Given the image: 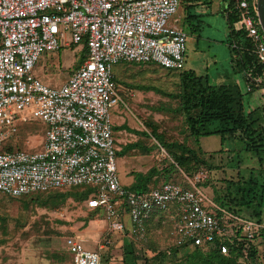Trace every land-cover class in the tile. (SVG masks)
<instances>
[{"label": "built area", "instance_id": "1", "mask_svg": "<svg viewBox=\"0 0 264 264\" xmlns=\"http://www.w3.org/2000/svg\"><path fill=\"white\" fill-rule=\"evenodd\" d=\"M257 1L230 0L264 66V33ZM183 0H0V193L19 198L73 187H95L86 208L102 209L107 230L123 232L128 215L132 239L144 237V221L154 210L177 205L176 246L218 243L221 254L237 230L252 240L260 224L219 209L202 188L166 183L147 192L124 189L115 162V137L109 111L124 105L114 83L121 63L155 64L183 71L186 35L169 23ZM83 44L87 57L58 88L34 74L42 53ZM249 91V88L246 89ZM45 124L43 149L9 150L7 143L27 120ZM162 156L165 152L160 148ZM218 211L219 218L210 210ZM106 241V240H105ZM109 244L106 241V245ZM71 264H102V256L80 241L69 240Z\"/></svg>", "mask_w": 264, "mask_h": 264}, {"label": "rangeland", "instance_id": "2", "mask_svg": "<svg viewBox=\"0 0 264 264\" xmlns=\"http://www.w3.org/2000/svg\"><path fill=\"white\" fill-rule=\"evenodd\" d=\"M229 1L189 0L178 6L169 23L186 35V70H192L196 76H208L212 84L237 82L244 94L245 83L242 76L233 71L231 62L234 57L227 44L225 3ZM75 47L69 45L42 53L34 66V76L50 88L64 85L82 61ZM112 71L125 102L109 111L116 138L115 162L120 185L128 188L132 183L127 180L132 181L135 174H148L160 161H172L173 153H180V150L166 147L165 156H162L154 139L138 132L151 134L154 130L165 144L197 149L186 130L179 107L182 72L170 73L153 65L130 63L114 65ZM227 74V80L222 78ZM243 99L249 110L264 106V89L244 94ZM121 125L127 130L116 129ZM45 129L41 121L29 119L19 124L18 134L6 145L12 150L41 151ZM134 142L148 151L128 150L120 157L121 149ZM200 145L207 155H197L202 156L208 166L196 168L189 164L188 171L174 170L167 175L154 176L155 181L149 186H157L163 181L185 184L187 188L196 185L215 202L218 197L226 195L228 188L234 191L231 182L247 179L250 172L256 173L260 169L257 159L245 155L237 143V158L229 151H219L217 136L200 138ZM94 189L80 186L19 198L0 193V264H70L69 240L80 241L86 248L91 246L89 250L102 256V264H172L190 252L180 250L175 252L173 259L171 256L162 258V253L172 251L167 245V230L159 233L150 226L142 239H132L126 231H108L103 210L86 208L85 200L94 196ZM105 240L109 244L106 245ZM125 241L127 245H124ZM126 247L132 251L127 257L124 254L128 251ZM260 263L264 264V259H260Z\"/></svg>", "mask_w": 264, "mask_h": 264}, {"label": "trees", "instance_id": "3", "mask_svg": "<svg viewBox=\"0 0 264 264\" xmlns=\"http://www.w3.org/2000/svg\"><path fill=\"white\" fill-rule=\"evenodd\" d=\"M188 1L186 0L185 2ZM225 14L228 26L227 44L231 56L234 57V61L232 60L231 63L233 65V71L241 75L245 83L244 94L263 90L264 66L259 63L254 53V45L244 30L235 29L239 15L235 12L230 13L227 8H225ZM83 47L85 55L79 56V59L80 57L82 59L80 65L87 57V49L84 45ZM136 65H153L170 73L182 72L180 75L182 93L178 96L180 100L179 107L184 117L186 130L197 151L185 148L179 144H165L161 136L157 135L154 130L151 131V134L145 132L140 134L138 132L139 135L151 136L156 143V147L162 148L163 150L166 147L180 150V153H173L172 161H160L159 165L150 170L148 174H135L134 182L128 188H123L135 193L147 192L166 183H174L187 188L185 184L183 185L173 181H163L157 186L150 187L149 185L152 181H155L153 180L154 176L167 175L174 170H190L188 168L189 164H192V167L195 166L196 168L208 166L207 162L201 159L207 153L201 148L200 138L217 136L220 139L221 145L219 151H229L237 158V149L235 147L237 143L245 155L257 159V164L260 166V169L256 173L250 172L247 179L240 180L236 183L231 182L230 185L234 191L232 192L228 188L226 195L218 197L213 203L219 209L227 210L238 219L249 220L257 224L262 223L264 221V106L251 110L247 109L243 99L244 94L237 82L230 81L228 83L212 84L208 76H196L192 70H169L155 64ZM222 78L227 80L229 75H224ZM113 79L114 83L118 86L114 74ZM247 88H249V91L246 90ZM122 128L126 127L119 126L116 129ZM112 129L115 134L114 126ZM135 149L148 151V148L143 147L138 142H134L121 149L120 157H123L128 150ZM9 150L12 149L9 148ZM197 153L202 156L198 157ZM58 191L61 190L41 194H50ZM35 195L40 194L29 196ZM177 207V205H169L165 211L154 210L148 219L144 221V236L149 232L150 226L153 230H158L159 233L167 230L166 236L169 241L167 245L172 251L165 252L166 254L162 253V258L171 256L173 259L176 251L184 250L190 252H186L182 259L175 260L172 264H261L260 259H264L263 231H258L252 240H247L246 237L242 236L241 231L237 230L236 235L234 237L233 235L231 236L233 241L226 243L229 250L225 255L221 254L218 243L202 247L190 244L176 246L174 242V229L179 218ZM210 210L214 212L217 218L222 215L212 208ZM125 245H127V242H125ZM126 248L127 250L129 249V247ZM131 253L132 251L130 249L124 254L127 257Z\"/></svg>", "mask_w": 264, "mask_h": 264}, {"label": "crops", "instance_id": "4", "mask_svg": "<svg viewBox=\"0 0 264 264\" xmlns=\"http://www.w3.org/2000/svg\"><path fill=\"white\" fill-rule=\"evenodd\" d=\"M185 1L186 0H183V2L181 3V5H183V4H185ZM76 47V50L79 52V54L80 55H82V56H84L85 55V51H84V47H83V44H80V45H75ZM79 55V56H80ZM185 65H186V58H185ZM185 69V68H184ZM189 70V69H188ZM112 123V122H111ZM124 125V124H123ZM114 125H113V123H112V127H113ZM122 126V125H121ZM122 129H125V130H127V128H122ZM122 129H120V130H122ZM136 134V133H135ZM114 137H115V134H114ZM115 141H116V138H115ZM220 148H221V145H220ZM219 148V149H220ZM134 180V179H133ZM133 180L132 181H128L127 180V182H129L130 184L131 183H133ZM86 201V200H85ZM127 217V218H126ZM125 218H126V220H125ZM129 217H128V215H122V220H123V222H124V226H125V229H124V231H126L128 234H130V231H131V224L129 223V219H128ZM129 239H131V238H129ZM125 242H127V241H125ZM125 242H124V245H125ZM89 247H91V246H89ZM89 247H87L88 249H89ZM70 264H71V259H70Z\"/></svg>", "mask_w": 264, "mask_h": 264}, {"label": "water", "instance_id": "5", "mask_svg": "<svg viewBox=\"0 0 264 264\" xmlns=\"http://www.w3.org/2000/svg\"><path fill=\"white\" fill-rule=\"evenodd\" d=\"M257 15L260 23V28L264 33V0L257 1Z\"/></svg>", "mask_w": 264, "mask_h": 264}]
</instances>
